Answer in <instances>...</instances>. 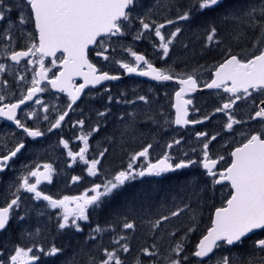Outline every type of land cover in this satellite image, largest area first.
<instances>
[{
  "label": "flooded vegetation",
  "instance_id": "af4514ba",
  "mask_svg": "<svg viewBox=\"0 0 264 264\" xmlns=\"http://www.w3.org/2000/svg\"><path fill=\"white\" fill-rule=\"evenodd\" d=\"M20 2L21 0H9V6ZM189 2L190 0H180L170 5L187 7ZM250 2L251 0H223L222 4H228L233 10L237 6L244 8ZM17 14V11H13L10 15L15 19ZM192 18L195 19L196 24L192 22ZM192 18L188 21L189 26L182 28L173 40L167 57H163V52L158 47L159 38L152 36L154 31L146 33L149 37L147 40H144L142 36V40L138 42L132 36L133 31L127 30L128 26L120 35L135 41L138 47L137 54L144 55L155 67L168 69L174 76L173 80H147L140 78L136 73H128L120 67L117 61L133 63L134 57L131 54L107 64L111 62L110 58L104 60L103 56H97L96 53L106 48L105 55L108 56L113 50L109 46L112 41L109 40L117 36H104L103 43H99L101 38H98L97 44L88 47V60L96 65L97 74L108 72L110 75L119 76V79L103 81L101 84L85 88L71 109L67 107L70 103L68 93L53 89L47 81H42L41 86L45 87V91L38 93L32 101L21 105L16 113L17 119L25 123L26 127L39 128L44 132L41 137H27L14 121L0 117V154H8L21 142L25 144L24 149L9 161L10 166L0 172V207L6 206L14 198L12 193L16 191L20 178L27 175L29 171L35 170L36 165H41L39 168L41 172L44 171L43 164H51L54 169L52 181L42 180L38 185V190L53 196L54 199H61L65 195H80L86 189L91 188L94 183H101L102 180L110 178L117 170L127 166L133 153L140 151L147 144H152L153 147L150 149L148 158H141L136 162L140 167L145 166L149 160L155 162L166 151H169L174 158L187 152L189 159L200 160L203 144L208 143L212 136H216V140L209 143L208 151L213 159L224 157L223 160H219L214 169L217 172L224 171L231 164V152L245 142V136L264 130V121L249 119L256 107L260 105V101L264 100V92L254 91L250 98L237 101L231 111L237 119L247 121V123L234 125L232 131H227L224 127L227 123L226 115L215 113V109L228 101L232 94L224 92L223 88L204 89V85L213 78L212 71L225 56L217 57L215 54L218 52V47L214 46L212 47L213 56L208 57L207 63H204V49L200 42H197V45L196 42L193 43L190 31L192 24L196 30L202 28L200 24H202L203 14L197 13ZM228 20L235 23L232 19ZM175 21L174 24L179 23L178 20ZM168 26L165 25V27ZM10 31L11 41L7 37H0V63H4L7 69L6 72L0 73V95L5 96L4 104L16 103L22 94H26L34 74L32 69L39 70L38 63L31 65L26 63L27 59H38V57L22 58L19 64L10 59L12 51L26 50L30 42L29 33L38 43V32L35 30L34 23L14 26ZM237 33L241 34L239 39H236ZM258 35L259 29L253 31L241 23L239 30L227 33L228 39L225 38L228 44L227 49H231L232 54L247 55L254 50L253 44ZM180 43L183 44L182 48L178 47ZM193 48L198 51L194 58L183 57L185 50ZM53 60L55 64L52 63ZM62 60V51H58L55 56L44 58L45 67L50 70L48 80L59 74L62 69ZM188 75H193L197 79L198 87L195 91L187 92L183 96V99L192 101L190 105H186L188 109L186 118L190 121L202 120L203 123L176 125L174 123L176 115L174 97L181 87L179 80L185 79ZM20 76H25L26 79L21 81ZM80 84L82 80L79 76H74L71 87L75 88ZM109 96L112 97L111 100L108 99ZM140 96L146 99L140 102L138 99ZM36 100L41 103L36 104L34 102ZM45 105L49 108L48 112H44ZM64 111H68L65 121L59 128L48 132L50 123L54 122ZM33 112L35 115H28ZM100 112H104L105 115L99 116ZM45 116L49 119L45 120ZM205 116H209L210 119L205 120ZM79 120L85 122L84 132L99 125V131L89 138V152L86 154V159L98 157L99 152L104 149L108 150L101 159V164L98 166L99 174L95 177L87 174V168L82 161L79 159L73 161L67 155L69 149L75 152L83 146L82 141L76 140V137L81 135V128L74 127ZM200 132L207 133L208 138L197 137L196 134ZM118 138L120 140H117ZM61 139L69 141V149H65L60 144ZM173 140H181V144L169 150L166 146ZM191 149H196V151L192 152ZM73 176H80L81 180L73 182ZM29 182L35 183V178L30 177ZM189 184L193 191L187 187ZM230 191V183L223 181L221 184H215L200 164L164 173L158 177L138 178L136 181L127 183L115 195L105 198L102 207L90 206L88 221H78L82 231H77L75 227L65 228L69 236L68 246L74 255L72 257H79L80 260L89 264L91 257L101 258L103 249L111 250L118 236H126L130 248L127 253H120L124 264H137L138 260L140 264H168V259L176 256L172 248L177 242L183 243V251L179 255L188 256V260L182 261V264H217L223 256H232L233 259L241 255L248 257V253L254 250L252 248L254 242L264 239V230H257L247 236L241 245H225L216 249L209 258L203 261L191 255L199 239L211 226L215 208L223 205ZM194 192L198 194L193 195ZM20 197V207L12 213L7 229L0 231V253L3 254L0 259L8 261L10 255L14 254L16 246L29 248L33 245H36L33 252L38 253V260L39 257L41 259L48 257L42 254L40 249L47 251L43 245L45 240L48 244L51 242L52 245L58 247L56 230H60L57 222L61 219L58 214H62L63 210L52 209L47 201L36 200L33 193H27L23 189L20 191ZM185 204H188L189 208L181 215L171 218L155 233L149 230L147 223L149 220L158 219L161 215H169L170 211H175L178 207L182 208ZM194 213L195 231L190 237L191 232L187 235L185 233L193 226ZM19 216H24V220L20 221ZM125 218L135 221L134 230L122 228ZM97 225L104 231L94 232L93 229ZM49 230L52 232H48ZM21 232L22 236L19 237ZM172 232H176L174 237L170 235ZM28 233L32 234L30 243H28ZM35 234L39 239H34ZM52 245L46 247L49 249ZM153 245L156 247L153 248ZM144 248L156 252V255L142 254ZM263 263L264 261L256 264Z\"/></svg>",
  "mask_w": 264,
  "mask_h": 264
},
{
  "label": "snow or ice",
  "instance_id": "6c2138e0",
  "mask_svg": "<svg viewBox=\"0 0 264 264\" xmlns=\"http://www.w3.org/2000/svg\"><path fill=\"white\" fill-rule=\"evenodd\" d=\"M222 2L223 0H190L187 8L177 15L176 20L188 21L195 13L214 10L220 7ZM135 5L136 0H21L20 3L9 6V0H0V25H3V27H0V37H7L11 41L10 30L14 26H22L28 23H34L35 30L38 32V43L29 33L30 42L26 46V50L12 51L10 54L11 61L19 64L22 58L38 57V59H27L26 63L29 65L39 64V70L32 69L34 74L31 86L27 88L26 94H22V97L16 103L4 104L5 96L0 95V117L14 121L27 137H41L44 132L39 128L26 127L25 123L17 119L16 113L21 105H24L27 101H32L38 93L45 91V87L41 86L42 81H47L53 89L67 92L70 98L67 107L71 109L87 85H97L101 84L102 81L119 79V76L110 75L108 72L97 74L96 65L88 60L87 49L89 45L97 44L98 38H101L99 43H103L104 36L122 35L124 29L131 24L134 18ZM13 11L18 13L15 19L10 15ZM136 18L139 19L141 29L134 39L139 40L142 38L144 31L154 29L155 37L159 38L158 47L162 50L163 57H167L173 40L182 29L177 27L175 31L165 36L162 33L165 23L157 24L153 21L150 24L145 22L143 17ZM223 18L225 20L240 21L253 31L259 29V35L253 44L254 50L244 55L232 54L231 49H226L225 58L215 68L214 78L204 85L208 89L223 88L224 92L232 94L228 101L215 109V113L226 115L227 123L224 127L227 131H232L234 125L247 123V121L237 119L231 111L237 101L242 98H250L254 91L264 92V0H253L244 8L225 12ZM175 22L174 20H167L166 24L172 25ZM218 35L216 26L214 24L209 25L205 30V46L220 45L222 41L218 39ZM240 35V33H237L236 39H239ZM58 51L63 53L62 70L58 75H54L53 79L48 80L50 70L45 67L44 58L55 56ZM106 51L105 48L96 54L97 56H103L104 60H108L109 57L105 55ZM127 51L134 57V62L121 63L117 61V63L128 73H136L139 69H143L139 70V75L152 77L156 81H171L174 79L173 74H170L168 69L155 67L144 55L137 54L130 48ZM52 63L55 64V61L53 60ZM6 70V65L0 63V73H4ZM74 76H82L84 83L72 88ZM19 79L24 81L26 77L20 76ZM179 85L181 87L175 93L176 104L174 107L176 115L174 123L176 125L203 123L202 120L190 121L186 118L188 116L186 105H190L192 101L183 99L185 93L196 90L198 87L197 79L193 75H188L185 79L179 80ZM108 99L111 100L112 97L109 96ZM138 99L144 101L146 98L140 96ZM34 102L36 104L41 103L39 100ZM48 111L49 108L45 105L44 112ZM28 115L32 116L35 113H29ZM98 115L103 117L105 113L100 112ZM67 116L68 111H64L54 122L50 123L47 131L51 132L53 129L59 128ZM44 119L48 120L49 118L45 116ZM204 119L207 120L210 117L205 116ZM249 119L264 121V100L260 101V105L256 107L254 114ZM84 123V120H79L74 125V127L79 126L81 128V135L77 136L76 140L82 141L83 146L79 147L78 151L74 152L69 149L68 140L61 139L60 144L65 149H69L67 155L73 161L77 159L82 161L87 168V174L95 177L99 174L98 166L101 164V159L108 150L104 149V151L99 152L98 157L86 159V154L89 152V138L93 133L99 131V125L84 132ZM196 135L197 137L208 138V134L204 132ZM216 138V136H212L208 143L203 144L200 160L189 159L187 152L174 158L169 151H166L155 162L149 160L145 166L140 167L136 162L141 158H148L150 149L153 147L152 144H147L140 151L133 153L127 166L117 170L110 178L102 180L101 183H94L91 188L86 189L80 195H65L61 199H54L53 196L46 195L38 190V185L41 184L42 180L52 181L54 169L51 164H43L44 171L41 172L39 171L41 165H36L35 170L29 171L27 175L20 178L16 191L12 193L14 198L6 206L0 207V231L7 229L12 213L20 207L21 189L27 193H33L36 200L47 201L48 206L52 209L63 210L62 214H58L61 216V219L57 222L59 229L75 227L77 231H82L78 221H88L90 206L94 208L102 207L105 198L115 195L127 183L136 181L138 178L158 177L164 173L200 164L206 171V175L211 177L215 184L228 181L231 191L223 205L215 208L211 226L207 228L206 234L196 244L195 251L191 255L203 261L205 258H209L210 254H213L216 249L225 245H241L249 234L256 230H264V130L246 135L245 142L231 152V164L220 172L214 169H216L219 160H223L224 157L213 159L208 151L209 143L216 140ZM180 144L181 140H173L166 147L171 150ZM24 147L25 144L21 142L8 154H0V172L10 166L9 161L15 158ZM191 151L195 152L196 149H191ZM30 177L35 178V183L29 182ZM80 180V176L72 177L73 182ZM197 194V192L193 193V195ZM70 205L72 206L70 207ZM188 208L189 205L185 204L182 208L178 207L175 211H170L169 215H161L158 219L149 220L147 222L149 230L155 233L171 218L178 217ZM24 218V216L18 217L20 221H23ZM122 228L134 230L136 223L125 218ZM93 231L99 233L104 229L97 225ZM193 231H195V213L193 214V226L187 229L185 235ZM28 235L31 236L32 234L28 233ZM170 235L174 237L176 232H172ZM91 238L95 239V237ZM35 247L36 245L29 248L16 246L14 254L10 255L8 261L0 259V264H30V262L37 261L38 257L32 254ZM152 247L155 248L156 246L153 245ZM253 248L264 252V239L256 240ZM129 250L127 237L118 236L115 238L114 247L111 250L103 249L101 258L91 257L89 264H124V261L120 258V253H127ZM40 251L49 257H55L62 252V249L53 244L46 252L43 248ZM182 251L183 243L177 242L175 247L172 248V252L176 256L169 258L168 264H182V261L188 260V256L181 257L179 255ZM142 254L155 256L156 252L144 248ZM2 255L0 253V256ZM261 260L264 261V258H261ZM137 264H140L139 260ZM217 264H256V260L243 255L237 259H233L232 256H223L217 261Z\"/></svg>",
  "mask_w": 264,
  "mask_h": 264
},
{
  "label": "rangeland",
  "instance_id": "374dc122",
  "mask_svg": "<svg viewBox=\"0 0 264 264\" xmlns=\"http://www.w3.org/2000/svg\"><path fill=\"white\" fill-rule=\"evenodd\" d=\"M178 1H180V0H137L136 7L133 11L134 18H133L131 24L128 25L127 30H129L131 32L133 31V34H132L133 37H135L138 34L139 30L141 29V25H140L139 19L136 17H143L145 19V22H148L150 24L153 21H155L157 24L165 23V25H166L167 20H174L175 21L177 15L181 14V12L179 11V8L177 6L173 7L170 4L174 3V2H178ZM194 16H196V15L194 14ZM188 21L187 22L186 21H184V22L178 21L179 23L172 24L169 26L167 25L168 27H165L164 29H162V33L165 36H167L169 33L175 31V29L177 27H179L181 29L187 28L189 26ZM241 23L242 22H240V21H235V23L225 26V28H223V30L220 33L223 32L224 36L226 37L228 32H235L236 30H239L238 25H240ZM200 25H201V27H203V24H200ZM229 26H230V28H228ZM206 28L207 27L196 30L194 24H192V26L190 27L193 43L195 44V42H196V45H197L198 44L197 42H200L203 48H205L204 46L206 44V41L204 42L202 37L205 34ZM148 31H154V29L144 31L142 33V36H144L143 37L144 40H147L149 38L148 34H146ZM152 36L155 37L154 32H153ZM134 40L136 42H138L139 40H142V38L139 40H136V39H134ZM109 41H112L111 43H109V46H111L113 48V50L110 51V53L108 54V57L110 58L111 62H107V64L115 62L116 59H120V58L122 59V57H125V55L131 54L129 51H127L129 48L135 52L138 49L135 41L133 42V41L129 40L126 36L117 35V37L112 38ZM178 47L182 48L183 44L180 43ZM207 48H210V46L206 47V49ZM152 50H154V49H152ZM197 54H198V51L195 50L194 48L193 49H187L183 52V57L194 58V56ZM140 102H142V101L140 100ZM117 140H120V138H118ZM187 187L189 188V190L193 191V188L191 189L190 184ZM23 231L26 232V230H23ZM193 235H194V233L191 232L190 237H192ZM21 236H22V232H21L19 237H21ZM33 237L35 240L39 239L37 234H35ZM31 239H32V237L29 236L28 237V243H30ZM20 240L23 241V239H20ZM28 243H26V244H28ZM39 245H41V244H39ZM29 247H33V246H29ZM252 248H253V246H252ZM46 250H48L47 247H46ZM32 254H34L36 256L38 255V253H35V252H33ZM248 254L250 257H252L256 260V263L262 262L261 258H264V252H260L259 250L250 251ZM59 255L63 256L64 259H67L70 257L71 261H77L75 259H72V256H74V255H72L71 249H70V252H68V250L63 248L62 252L60 254H58L57 257H59ZM39 260H42L41 257H39ZM39 260L36 262H39ZM36 262H30V264H34ZM78 262H80V261H78ZM74 264H76V263H74ZM78 264H82V263H78ZM84 264H87V263H84Z\"/></svg>",
  "mask_w": 264,
  "mask_h": 264
},
{
  "label": "trees",
  "instance_id": "16d2710c",
  "mask_svg": "<svg viewBox=\"0 0 264 264\" xmlns=\"http://www.w3.org/2000/svg\"><path fill=\"white\" fill-rule=\"evenodd\" d=\"M251 2H253V0H251ZM177 7L179 8V11L181 13L187 8L185 6H180V5H178ZM240 7H242V6H240ZM240 7L237 6L235 8L238 9ZM230 10H231V6H229L228 4H226V5L225 4H221L220 7L216 8L214 10L202 13L203 14V18L201 20V22L203 24L202 28H205V27H208L209 25H213L214 24L216 26V28L218 29V33H219L218 39H220L222 41V43L220 45L212 44V45H210V48L206 49V46H204L205 48H202V49H204L203 50L204 63H207V58L208 57L213 56L212 47H214V46L218 47V52H216V54H215L217 57L220 58V57L225 56V50L228 47L227 40L225 39L227 37L224 36L223 32L222 33H220V32L223 30V28H225V26H227L229 24H233L231 20H225L223 18L224 14H225L224 11L228 12ZM196 14L197 13H195V15ZM192 22H194L196 24V21H195L194 18H192ZM238 27H239V25H238ZM228 28H230V26ZM203 40H204V42L206 41L205 40V34L203 35ZM201 47H202V45H201ZM207 47H209V46H207ZM48 232L51 233L52 230H49ZM56 232L58 234V237H57V240H56V242L58 244V248H61L62 250L64 248V249L68 250V252H70V248L68 246L69 236H68L67 230L66 229H63V230L60 229L59 231L56 230ZM43 245L46 248V246L52 245V243L50 242L48 244L46 242V240H45ZM72 259H75L77 261H71L70 257L67 258V259H64L63 256H61V255H59V257H57L56 259H53V257H49L48 256V257H43L42 260H40L39 262H36L34 264H74V263H76V264H78V263L84 264L85 263L84 261L80 260L79 257H76V258L72 257ZM78 261H80V262H78Z\"/></svg>",
  "mask_w": 264,
  "mask_h": 264
},
{
  "label": "water",
  "instance_id": "95a60500",
  "mask_svg": "<svg viewBox=\"0 0 264 264\" xmlns=\"http://www.w3.org/2000/svg\"><path fill=\"white\" fill-rule=\"evenodd\" d=\"M91 45H89V47H90ZM218 66V65H217ZM61 67H62V63H61ZM62 70V69H61ZM85 71H87V69H85ZM214 72H215V70H213V78H214ZM136 75L137 76H139L140 78H143V79H147V80H154L152 77H148V76H141V75H139V72H136ZM79 78L82 80V83H84V78L82 77V76H79ZM154 81H156V80H154ZM103 82V81H102ZM89 86H94V85H87L85 88H87V87H89ZM204 89L206 90V89H208V88H205L204 87ZM67 93V92H66ZM176 104V96L174 97V105ZM174 109H175V107H174ZM175 112H176V109H175ZM225 182H228V181H225ZM229 183V182H228ZM214 212H215V210H214ZM214 212H213V216H214ZM257 231V230H256ZM255 232V231H254ZM206 234V233H205ZM250 235V234H249ZM202 238V237H201ZM200 238V239H201ZM199 239V240H200Z\"/></svg>",
  "mask_w": 264,
  "mask_h": 264
},
{
  "label": "bare ground",
  "instance_id": "6f19581e",
  "mask_svg": "<svg viewBox=\"0 0 264 264\" xmlns=\"http://www.w3.org/2000/svg\"><path fill=\"white\" fill-rule=\"evenodd\" d=\"M115 160V159H114Z\"/></svg>",
  "mask_w": 264,
  "mask_h": 264
}]
</instances>
